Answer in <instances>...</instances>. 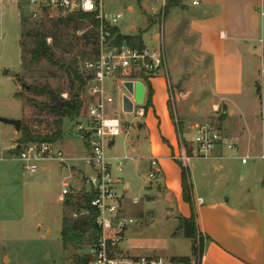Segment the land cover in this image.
Instances as JSON below:
<instances>
[{
  "label": "rangeland",
  "instance_id": "rangeland-1",
  "mask_svg": "<svg viewBox=\"0 0 264 264\" xmlns=\"http://www.w3.org/2000/svg\"><path fill=\"white\" fill-rule=\"evenodd\" d=\"M185 1L190 2V0H172L169 3L170 9L167 10L169 11ZM123 6L128 9L123 10ZM102 8L106 15L121 16L116 26L124 36L137 33L131 37L143 36L144 42L153 44L162 29L171 95L174 92L177 95V86L182 85L183 87L182 96L178 93V99L172 97L169 104L174 121L181 126L184 124L182 137L189 141L194 140L192 133L190 135L186 127L193 121L199 122L205 119L221 128L218 121L221 113L219 109L208 113L205 118L201 113H198L197 116L191 113L190 106L203 108L201 101L204 99L196 96L194 85V79L198 75H190L193 67L191 58H182L177 50L170 51L176 34L168 30L170 18L167 20L164 16V8H160V4L154 0H105ZM66 17L51 12L44 13L36 19H29L22 10L10 6L0 7V118L20 120L21 127H26L33 134L41 137L50 135L56 129L57 118L40 109L39 104L50 103L48 98H34L28 94L27 90H23V86L28 88L30 85L41 86L47 83L54 93L65 101L71 97V88L64 73L56 67H51L44 61L37 65L21 61L22 55L27 60L28 56L24 50H21L20 44L24 46L25 50H28L32 47V37L36 32L51 34L59 40L60 44L55 51L56 56L64 64H70L75 60L77 71L83 74L84 64L93 60L96 55V46L87 40L92 30L86 23L63 22ZM149 20L153 25L150 29ZM175 27H182V25L179 22L172 23L171 28L176 29ZM46 42L48 45H52V38L49 37ZM186 74L190 75L193 80L189 79L188 82L184 80ZM17 92L24 97H33L35 104L29 105L24 100L16 98L14 95ZM187 93H190L188 97L185 96ZM257 95L261 100L258 114H248L245 119L232 120L230 123L231 144L237 145L233 138L240 137L238 135L240 132H246V134L250 132L255 135L256 132L264 128V76H261L257 82ZM80 101L84 105L86 101L85 89L80 92ZM82 115L83 112L79 119ZM120 118L122 124H130L133 115H120ZM73 123L67 119L62 120L61 130L64 134L65 147L63 149L66 168L62 170L61 174L57 172V163H52L47 173H42L40 169L34 174L27 173L17 157L10 155V152H13L12 149L19 145L20 132L15 133L11 126L0 123V264H71L73 258L87 255L86 248L81 251H62L60 240L61 220L63 218L70 219L71 213L77 212L75 206L66 207L63 202H59L62 184L67 181L70 191L75 193L74 196H71L75 198L79 195L78 191L88 188L86 176L90 175V170L83 160L82 142L75 134ZM120 140L121 138L118 136L116 138L118 146ZM239 143L242 149L240 145H237V148L243 153L242 157L248 158L247 165H239L242 170L239 171V174L246 177L253 175L255 180L261 177L259 184L256 183L257 185H253L250 189L254 193V188L255 190L257 187L260 188V184L264 181V142L262 145L261 142H247L245 137V140ZM184 146L187 147V144ZM13 153L15 154V152ZM119 159L124 161L121 172L117 170L116 162H111V173L114 180L122 177L125 172V163L129 164L124 157ZM199 164L201 162L191 161L188 167L191 170L196 194L204 196L207 185L198 176L197 166ZM232 165L237 166L238 163L233 162ZM71 167L75 169H69ZM148 174V165L143 164L139 175L146 179ZM155 185L156 182L151 181L150 188L154 190ZM137 190V187L133 188L134 195L137 194ZM130 200L132 201L131 198ZM145 203L144 200L141 204ZM127 204L124 202L123 208H126ZM135 210L131 206V211L128 214L121 213L122 216L134 220L128 231L131 230L136 235L130 238L128 236L127 240L137 248L151 251L150 253L146 251L148 256H160L171 263V259H167L170 255H191L189 257L190 264H197L198 253L193 255L191 241L183 238L179 224L180 216L171 204L157 200L151 206V212L143 217L144 219H139L140 215L136 216ZM198 236L197 246L194 248L197 251H199Z\"/></svg>",
  "mask_w": 264,
  "mask_h": 264
},
{
  "label": "crops",
  "instance_id": "crops-1",
  "mask_svg": "<svg viewBox=\"0 0 264 264\" xmlns=\"http://www.w3.org/2000/svg\"><path fill=\"white\" fill-rule=\"evenodd\" d=\"M122 8L128 9L126 6ZM165 17L167 20L170 18L169 32L176 34L170 51L177 50L182 58H191L193 67L190 75H198L194 79V85L196 96L204 99L201 101L203 108L190 106L191 113L195 116L201 113L205 118L208 113L219 109L220 115L224 114L220 121V131L226 143H230L232 120L241 121L248 114L257 115L260 111L261 100L257 95V82L261 77V60L264 51V0H200L196 7L191 6L190 0L189 3L185 1L173 7ZM177 22L182 27L172 29V23ZM116 28L118 29L117 26ZM161 38L159 39L158 36L157 39L155 38L153 44L156 45L143 41L144 46L153 48L161 44L165 56L162 35ZM190 75L186 74L184 80L187 82L189 79L193 80ZM119 79L116 76L114 80H109L105 88L108 91L122 93ZM149 88L150 105H145L144 92L141 106L135 107L131 114L121 115H133V118L130 124H122L119 146L115 139L106 151L110 164L123 157L129 162V164L125 163L122 177L114 180L115 192L121 199V213L128 214L133 206L136 209V216L140 215L138 218L144 219L143 217L151 212V206L157 200H161L171 204L180 218H189L190 209L182 201L181 196L179 167L181 165L189 172L197 229L204 240L203 252L198 264H264V181L260 184V188L257 187V190L254 188V193L250 191L253 185L259 184L261 177L257 178L258 181L253 175L246 177L239 174L241 170L239 165L245 166L248 163L241 164L240 157L243 153L240 151L234 154L222 148L213 150L205 157L193 156L184 164L177 161L176 158L182 154L185 144L191 153V144L189 139L181 135L184 124L181 126L174 121L170 112L169 104L172 97L178 99V93L181 95L183 87L177 86V95L175 92L173 96L171 95L166 58L164 71L149 82ZM188 95L190 93L185 94L187 97ZM206 121L205 119L199 122L193 121L186 126L190 135L193 125ZM238 135L240 137L233 138L237 145H240L239 142L244 141L245 137L247 142H261V145L264 142V128L255 135L250 132L248 134L240 132ZM63 139L64 134L56 145L64 152ZM182 141L184 143H181ZM82 148L84 151L83 144ZM189 153L186 151L185 154L189 156L191 155ZM10 155L15 156L13 152H10ZM150 161H156L161 171V177L153 181L156 182L154 190L150 188L151 181L139 175L143 164H147L149 172L151 171ZM191 161L201 162L197 166L199 169L197 171L199 178L207 185L204 196L196 194L191 170L188 167ZM233 162L238 165L233 166ZM51 164L42 165L41 172L47 173ZM57 167L59 174L66 168L59 164ZM134 187L138 189L135 195L132 191ZM86 191L87 189L80 190L78 193L82 194ZM144 200L146 203L141 204ZM124 202L128 203L126 208H123ZM134 235L136 233L127 229L116 251L117 255L151 256L146 254L151 251L137 248L127 240L128 236L130 238ZM190 256L175 254L167 259Z\"/></svg>",
  "mask_w": 264,
  "mask_h": 264
},
{
  "label": "built area",
  "instance_id": "built-area-1",
  "mask_svg": "<svg viewBox=\"0 0 264 264\" xmlns=\"http://www.w3.org/2000/svg\"><path fill=\"white\" fill-rule=\"evenodd\" d=\"M105 0H0V7L10 6L24 11L29 19H36L44 13L56 12L59 15L69 14L95 15L100 24L98 30L97 53L93 60L83 66V75L89 80L85 86L86 101L83 105V115L74 122V131L84 146V163L90 170L86 176L88 186L85 193L92 195L90 209L96 214L95 222L100 230L97 245L87 251L92 258V264H171L160 257H121L116 251L124 239L125 233L134 220L121 215V199L115 192V182L111 173V164L106 151L109 145L121 134L123 112L122 102L126 97L134 105L133 95H130L123 85L125 83H145L155 78L165 69V56L161 44L155 48L144 46L141 50L127 46L116 48L107 42L109 38L105 26L116 27L120 15H106L102 4ZM164 8L168 0H154ZM200 0H191V6L196 7ZM159 30V29H158ZM162 35L159 31L158 38ZM260 75L264 76V58L261 60ZM118 76L123 92L108 91L106 82ZM217 111V110H215ZM81 112V113H82ZM194 138L190 141L191 155H187L184 148L182 154L176 158L184 164L193 156L205 157L217 149H225L234 154L239 149L222 136L219 125L213 122H203L191 127ZM15 150V151H14ZM185 150V152H184ZM17 159L23 164L27 173L34 174L46 163L64 165V152L56 143H27L12 149ZM125 159V158H124ZM126 160V159H125ZM247 157H240L242 165L247 163ZM116 168L121 172L124 161L115 160ZM151 171L149 181H156L161 177V171L156 161H150ZM77 192V191H76ZM78 193V192H77ZM66 182L62 184L59 198L64 203L66 197L74 195ZM88 216V211L71 213L73 220Z\"/></svg>",
  "mask_w": 264,
  "mask_h": 264
},
{
  "label": "trees",
  "instance_id": "trees-1",
  "mask_svg": "<svg viewBox=\"0 0 264 264\" xmlns=\"http://www.w3.org/2000/svg\"><path fill=\"white\" fill-rule=\"evenodd\" d=\"M172 0H168L165 7L164 13H168L167 9H170L169 3ZM166 8V9H165ZM95 15H86L81 13L69 14L63 22H74L76 24L86 23L91 27V34L87 38L88 42H91L96 46L95 54L97 53V39L98 30L100 24L95 20ZM152 26V22L149 21V28ZM106 32L109 36L107 39L108 43L112 46L119 48L121 46H127L131 49L141 50L144 48V43L141 36L131 37L124 36L120 34L116 27L105 26ZM52 38V45L47 44V39ZM59 40L51 34L44 32H36L32 37V47L28 50L24 49V46L20 44L21 50H24L28 56V60L22 55L20 57L21 61H25L30 65H37L41 61L46 62L51 67H56L66 76L68 83L71 88V97L68 101L63 100L59 95H56L51 87L45 83L43 85H30L28 88L23 86V90H27L28 94H31L34 98L36 97H46L50 100V103L39 104L40 109L48 112V114L57 118L55 122L56 129L48 136L41 137L39 135L33 134L28 128L21 127L20 135L18 141H20L18 146L27 143H56L59 142L62 137V120L67 119L69 121L75 122L81 115L83 110V103L80 101V92L85 88L89 78L80 74L76 69V62L73 60L70 64H64L62 60L56 56V50L59 48ZM21 52V51H20ZM264 58V51H263ZM145 94L146 101L145 105H150L151 91L149 84L145 83ZM77 91V95H75ZM56 95L59 101L62 102V108H55V102L53 96ZM16 98L24 100L26 104H35L34 98L24 97L19 92L14 95ZM224 114L219 115L218 121H222ZM181 143H184L182 141ZM184 149L189 153L187 147ZM190 154V153H189ZM181 170L180 180H181V196L182 201L187 204L190 209L189 218H179V224L181 228V234L183 238L190 240L192 247L191 252L194 255L198 253L197 264L203 252V237L199 233L196 224V215L194 212V203L192 195V186L189 180L188 170L185 167L179 166ZM92 199V195L87 193L79 194L77 197L68 196L64 200V206H75L77 211H88V216L73 220L72 218L61 220V230H60V240L62 251H81L86 248L87 250L91 247L97 245L100 238V230L96 225L95 218L96 214L90 209L89 203ZM76 202V203H75ZM197 235H199V251L195 250ZM202 238V241L200 239ZM71 264H92V258L89 255L83 257H75L72 259ZM171 264H190L189 258H172Z\"/></svg>",
  "mask_w": 264,
  "mask_h": 264
},
{
  "label": "water",
  "instance_id": "water-1",
  "mask_svg": "<svg viewBox=\"0 0 264 264\" xmlns=\"http://www.w3.org/2000/svg\"><path fill=\"white\" fill-rule=\"evenodd\" d=\"M123 87L130 95H133L134 105L141 106L143 101V95L145 92L143 85L141 83H135L134 85H132L131 83H125ZM75 95H77V91H75ZM53 100L55 102L54 107L57 109H61L62 102L59 101L56 96H53ZM122 107H123V112L125 114H131L133 112V104L126 97L123 99ZM0 123L13 127L16 133L20 132V128H21L20 120H8V119L0 118Z\"/></svg>",
  "mask_w": 264,
  "mask_h": 264
}]
</instances>
